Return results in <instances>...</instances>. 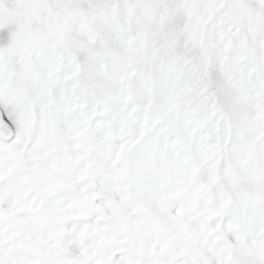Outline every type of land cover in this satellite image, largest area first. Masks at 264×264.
<instances>
[{
	"label": "snow or ice",
	"instance_id": "obj_1",
	"mask_svg": "<svg viewBox=\"0 0 264 264\" xmlns=\"http://www.w3.org/2000/svg\"><path fill=\"white\" fill-rule=\"evenodd\" d=\"M0 264H264V0H0Z\"/></svg>",
	"mask_w": 264,
	"mask_h": 264
}]
</instances>
